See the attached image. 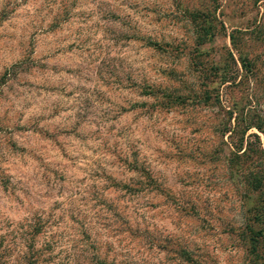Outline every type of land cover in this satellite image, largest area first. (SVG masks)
Returning a JSON list of instances; mask_svg holds the SVG:
<instances>
[{
    "label": "rangeland",
    "instance_id": "374dc122",
    "mask_svg": "<svg viewBox=\"0 0 264 264\" xmlns=\"http://www.w3.org/2000/svg\"><path fill=\"white\" fill-rule=\"evenodd\" d=\"M195 1L0 0L2 264H189L171 251L179 243L205 264H240L236 242L218 234L238 210L213 131L218 107L159 110V97L142 92L192 85L191 32L176 3ZM218 10L226 33L255 29L248 48L259 56L244 86L221 88V105L249 94L264 119V0H219ZM223 45L219 36L204 48ZM131 163L169 195L132 191ZM36 224L39 261L27 252Z\"/></svg>",
    "mask_w": 264,
    "mask_h": 264
},
{
    "label": "trees",
    "instance_id": "16d2710c",
    "mask_svg": "<svg viewBox=\"0 0 264 264\" xmlns=\"http://www.w3.org/2000/svg\"><path fill=\"white\" fill-rule=\"evenodd\" d=\"M178 3L176 6L191 32L192 41L191 46L187 48L186 59L194 76L192 85L183 93L175 88H159L146 84L142 86V92L147 96L159 97L155 107L159 110L168 111L176 106H186L193 100L196 104L209 108L218 107V113L221 115L213 125V131L217 133L224 148L222 158L225 172L238 204L237 219L221 225L218 234H225L236 242V247L241 251L240 264H264V119L250 110L249 94L241 95L237 99L225 96L226 105L222 106L220 93L221 88L226 94V89L244 86L249 81L250 74L257 73L259 56L248 48L251 39H258L257 32L255 29L247 33V30L233 28L226 33L217 17L219 0H197L188 5ZM251 33L254 34L250 36ZM219 36L227 38L228 46L223 45L218 51L204 48ZM145 44L152 49L170 53L178 54L182 51L177 45L150 38L146 39ZM245 106L247 107L244 110ZM250 128H254L261 137L255 132L247 133ZM222 137H225V140H222ZM131 170L140 178V187L132 191H140L143 186H147L148 191L152 189L160 194L167 191L165 193L169 195V191L162 188L143 166H132L131 163ZM115 186L130 190L127 183H116ZM186 205L190 207L185 213L194 215L191 214L194 212H191L194 209L193 204L186 202ZM37 225L29 234L27 243V252H35V260L39 259L38 254L41 252V249H34L33 245V237L38 234ZM45 248L49 249V246ZM171 251L189 264L206 263L203 255L188 249L185 243H179ZM1 257L0 254V264ZM32 263L33 261L28 264ZM99 263L108 264L104 260Z\"/></svg>",
    "mask_w": 264,
    "mask_h": 264
}]
</instances>
